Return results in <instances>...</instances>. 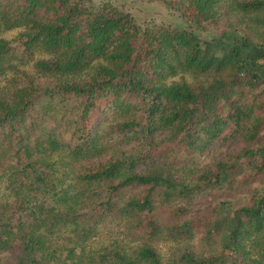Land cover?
Segmentation results:
<instances>
[{
    "label": "trees",
    "instance_id": "16d2710c",
    "mask_svg": "<svg viewBox=\"0 0 264 264\" xmlns=\"http://www.w3.org/2000/svg\"><path fill=\"white\" fill-rule=\"evenodd\" d=\"M151 1L0 0V264H264V0Z\"/></svg>",
    "mask_w": 264,
    "mask_h": 264
},
{
    "label": "rangeland",
    "instance_id": "374dc122",
    "mask_svg": "<svg viewBox=\"0 0 264 264\" xmlns=\"http://www.w3.org/2000/svg\"><path fill=\"white\" fill-rule=\"evenodd\" d=\"M94 4H99L103 1L111 2L114 5L127 10L131 11L140 21H144V19H147L146 22L150 23H162V22H172L176 23L179 21V17L177 15H174L172 12H170L166 7L161 5L159 2H154L151 0H90ZM145 22V23H146ZM18 34V30H12L7 31L2 34L3 37L13 40ZM40 56V55H36ZM1 181V179H0ZM2 195V184L0 182V197ZM168 246L163 244L162 250H164L166 256L168 255V252L166 251V248ZM13 259V258H12ZM11 258L8 259L10 261Z\"/></svg>",
    "mask_w": 264,
    "mask_h": 264
}]
</instances>
